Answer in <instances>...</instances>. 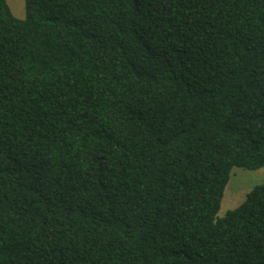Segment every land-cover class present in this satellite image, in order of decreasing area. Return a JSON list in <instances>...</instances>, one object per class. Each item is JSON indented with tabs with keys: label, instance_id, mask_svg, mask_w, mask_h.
<instances>
[{
	"label": "trees",
	"instance_id": "trees-1",
	"mask_svg": "<svg viewBox=\"0 0 264 264\" xmlns=\"http://www.w3.org/2000/svg\"><path fill=\"white\" fill-rule=\"evenodd\" d=\"M0 0V264H264V0Z\"/></svg>",
	"mask_w": 264,
	"mask_h": 264
},
{
	"label": "rangeland",
	"instance_id": "rangeland-1",
	"mask_svg": "<svg viewBox=\"0 0 264 264\" xmlns=\"http://www.w3.org/2000/svg\"><path fill=\"white\" fill-rule=\"evenodd\" d=\"M17 17H24V0H7ZM264 181V166L259 169L233 167L229 181L224 190L219 215H224L229 209L237 207L246 197L247 192L256 184Z\"/></svg>",
	"mask_w": 264,
	"mask_h": 264
}]
</instances>
